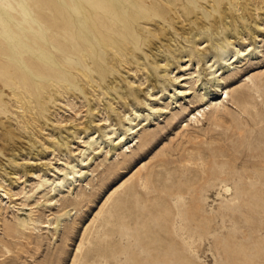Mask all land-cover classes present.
I'll use <instances>...</instances> for the list:
<instances>
[{
  "label": "rangeland",
  "instance_id": "374dc122",
  "mask_svg": "<svg viewBox=\"0 0 264 264\" xmlns=\"http://www.w3.org/2000/svg\"><path fill=\"white\" fill-rule=\"evenodd\" d=\"M147 2L84 66L0 0V264H264V0Z\"/></svg>",
  "mask_w": 264,
  "mask_h": 264
},
{
  "label": "bare ground",
  "instance_id": "6f19581e",
  "mask_svg": "<svg viewBox=\"0 0 264 264\" xmlns=\"http://www.w3.org/2000/svg\"><path fill=\"white\" fill-rule=\"evenodd\" d=\"M15 1L17 2L16 4L20 6L19 11L22 13L21 16H23L22 25L29 27L34 35L39 36L42 40H45L42 29V24L45 22L47 23L48 28L51 29V32L53 34L55 33L57 37L55 46L58 48L55 46L54 48L60 50L62 57L58 59V61L64 65H75L79 63L85 66L81 57L87 52L88 49H93L95 55H97L98 47L101 46L103 42L109 41L110 44L115 45L116 41L112 36L113 34L107 33V31H105V28L110 26L109 22L111 23L112 20V25H114L119 30L118 33L120 35L118 36L131 41L135 40L136 43H139V39L134 32V24L138 21L140 13L144 12L145 15H149L152 11H150L148 6H144L143 9H140V6L135 3V0H114L115 3H112V0H97L99 9H96L94 6L90 5V7L94 9V11H90L93 19H87L85 17L87 14L83 13L84 3H78L75 0H32L31 3H28L27 0ZM72 1L74 3H69ZM147 3H151L150 0H148ZM10 7L15 8V4H10ZM72 8L77 14H83V19H80L79 21L71 20L70 10ZM5 11L7 12L6 9ZM115 12H117V15L112 18ZM25 15H27L30 20L27 19ZM96 16L99 17L98 24L101 27L99 30L93 28V25L96 23V21H94ZM178 16L181 17L182 14L179 12ZM162 18L165 19L164 16H162ZM7 25L8 24H6V26ZM109 28V31H111V26ZM113 33L115 34L116 32ZM115 37L117 38V36ZM169 41L171 43L175 41V39L170 37ZM31 45L32 48L34 47L40 49L39 46H34V44ZM153 48H156L157 50V52L154 53L155 56L158 57V55H161V45H156V47ZM239 52L241 51L239 50L238 52L233 53L232 56L234 59L230 63L235 61V57ZM212 58H214V61L211 64L206 61L207 67L210 68V71H208L206 75H210L212 79H219V72L221 69V67H218L219 60L215 56H212ZM224 60L228 61V58L224 57ZM193 78H195L196 82L202 79L199 68H197L195 75L191 79ZM181 79V76H176L177 82H179ZM154 81L155 80L153 79V82ZM189 91L190 90H182L179 93L182 95ZM152 109H154V107H152ZM134 129L135 128L132 127L130 128L132 131ZM133 132H136V130ZM225 191L229 192L230 188L225 187Z\"/></svg>",
  "mask_w": 264,
  "mask_h": 264
}]
</instances>
